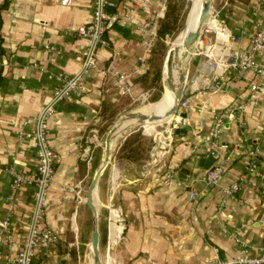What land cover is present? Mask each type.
Here are the masks:
<instances>
[{"label": "crops", "instance_id": "crops-1", "mask_svg": "<svg viewBox=\"0 0 264 264\" xmlns=\"http://www.w3.org/2000/svg\"><path fill=\"white\" fill-rule=\"evenodd\" d=\"M111 1L117 7L109 11L126 14L134 3L146 2L159 10L168 0ZM94 3L95 0H72L71 5L63 4V0H0V217L9 219L13 229L11 242L0 244V264H8L16 254L12 243L25 240L23 216L34 207L32 185L17 190L12 186L11 170L28 179L37 175L35 143L20 141L19 133L33 131L34 118L53 97L55 77L79 71L78 58L88 42L74 33L92 20ZM215 12L235 35L244 36L241 44L232 42L223 50L248 48L249 38L264 22V10L257 0H215ZM135 19L146 20L141 13ZM108 38L111 45L99 51V64L106 67L115 63L121 71L132 73L137 92L143 91L138 79L147 71L155 46L145 52L134 23L116 24ZM195 55L185 87L191 101L183 114L189 118L190 126L176 136L173 150L164 157L151 150L137 163L120 159L122 147L133 133L129 134L112 153L98 190L91 196V204L99 212L100 252L106 258L105 264H206L216 258L232 261L243 255L258 257L264 248V181L260 177L264 174V92L257 106L249 105L242 116L232 115L224 122L219 139L220 156L227 165L223 185L231 184L245 172L248 149L260 145L261 152L257 158L259 173H251L237 197L220 210V188L205 181L211 168L207 169L206 163L211 156L204 150L192 152L193 146L199 145L194 132L202 122L203 133H209L219 111L235 106L239 98L240 102L246 100L253 75L248 72L235 82L232 79L237 72L230 70L226 91H200L210 74L209 59L201 51ZM259 58L264 61V53ZM85 86L87 92L61 104L49 123L48 138L59 159L44 224L59 232L61 241L51 250L40 251L34 264H84L86 252L92 249L94 213L86 198L105 158V147L101 152L95 141L108 122L103 109L117 107L121 99L115 101L113 94H102L99 76L87 79ZM205 103L207 107L199 113ZM168 168L174 169L175 176L165 186L160 177ZM78 185L86 197L81 203L69 191ZM191 190L198 193L197 204L189 199ZM112 201L123 208L127 229L120 248L109 257L107 219ZM21 242L17 250L22 248Z\"/></svg>", "mask_w": 264, "mask_h": 264}, {"label": "built area", "instance_id": "built-area-1", "mask_svg": "<svg viewBox=\"0 0 264 264\" xmlns=\"http://www.w3.org/2000/svg\"><path fill=\"white\" fill-rule=\"evenodd\" d=\"M71 1L63 0V4L71 5ZM239 1L234 0V2ZM257 2L264 10V0H257ZM116 7L117 4L111 0H95L92 20L87 25L79 27L74 33L77 38L88 42V46L78 58L81 63L79 71L72 76L60 73L55 77L56 84L53 97L34 118L33 131L22 130L19 133L20 141L29 140L35 143L38 167L37 175L33 179L26 178L24 174L16 170L10 171L13 189L17 190L24 185H32L35 188V199L33 211L23 216L26 227L25 240L21 242L18 239L11 244L13 250H16V254L10 257L8 264H34L40 251L51 250L61 241V234L44 224L48 194L59 159L49 141L48 130L50 120L56 114L60 105L71 97H82L87 92L85 82L92 76H99L100 91L102 94H113V100L115 101L119 97L132 96L137 92L138 87L134 75L121 71L115 63L102 67L99 64V51L110 47L108 33L116 24L134 23L139 31L141 44L145 52H150L158 40V26L160 20L164 18L166 3L164 2L159 10L152 8L146 2H139L132 4L127 9L126 14L109 11V8L115 9ZM139 13L143 14L146 18L145 21L135 19ZM213 22L214 24H208L203 32V36L207 41L202 46L201 52L208 56L207 65L210 74L202 84L200 91L211 94H220L226 91L229 85L228 73L230 70L237 72L232 79L235 82L245 78L248 72L253 75L246 100L240 102L241 98H239L235 106L219 111L209 133H203L204 126L202 122L198 124L197 130L194 132V137L199 141V145L195 144L192 152L196 153L204 150L207 155L215 159L211 168L206 172L205 181L208 185L220 188L222 194L221 210L228 201L237 197L242 186L249 181L251 173H259L257 158L261 148L260 145H256V147L248 149V164L245 172L231 184L223 185L227 165L220 156L219 139L222 135L225 120L236 114L242 116L249 105L257 106L260 96L264 92V61L259 58L264 53V22L255 34L249 38V47L244 50H232L231 48L223 50L222 48L226 44L232 42L241 44L244 36L235 35L227 24L216 16ZM140 60L146 62L144 58ZM190 101L184 90L178 111L168 123L169 128L164 133L160 132L154 136V151L159 154L158 156L164 157L166 153L171 152L176 143V131L190 126L189 118L183 115L189 108ZM206 107L207 104H203L199 109V113H202ZM174 176L175 171L173 168L166 169L160 177L161 184L169 185ZM260 177L264 181V174H260ZM69 191L75 194L79 203L85 200L84 190L79 185ZM189 199L197 204L198 193L191 190ZM126 229L127 220L124 210L112 201L108 208L107 219L106 248L109 257L113 256L115 251L120 248ZM12 231V224L9 219L0 217V244L11 242ZM20 242L22 248L17 250L16 246ZM206 264H264V248L258 257L243 255L232 261L216 258Z\"/></svg>", "mask_w": 264, "mask_h": 264}, {"label": "rangeland", "instance_id": "rangeland-1", "mask_svg": "<svg viewBox=\"0 0 264 264\" xmlns=\"http://www.w3.org/2000/svg\"><path fill=\"white\" fill-rule=\"evenodd\" d=\"M168 1H170V0H168ZM168 1L166 2L165 15L167 13ZM198 3H199V0H174V4H175L176 8L174 10H172L171 13H172V18L175 20L177 19L176 26L174 27V30L171 34L166 35L161 40L158 39L156 44H155L156 45L155 48H157V55H156V60L154 62V69L161 73V77L158 81V84H156L153 88L148 87L149 89L147 87L146 88L142 87L143 91L136 92L132 96L119 97V99H121V100L119 101V103H117L118 107L116 108L117 114H116L115 118L112 121H110L108 124H105V127H104L105 130H103V133H101L97 137V140L95 141V143L97 145L99 144V150L101 152H103V150H104L107 134L112 130V128L122 118H124L128 114L139 112V110H141L147 106L158 105L167 97L166 95H164L162 97V95L164 93V88L166 87L165 83H164L165 62H166L167 56H168L173 44L175 43V41L177 39H179L181 37V35L183 33H185V31H187L188 26L190 24V18L192 16V12L194 11V8H195V6L198 5ZM215 14H216V12H215V0H214V7L212 9V14L210 17V23L213 22V20L215 18ZM165 15H164V17H165ZM207 25H206V27H207ZM203 40H205L204 36H202L200 43L196 47L192 57L190 56L188 76H187V72L185 75V78L187 76L185 87H186L187 82H188L189 77H190L191 62H192L193 58L196 56L195 54H197L199 51H201V48L204 45L203 43H201ZM175 73H176L177 81L179 82L180 79H179V76H178L176 70H175ZM171 80L172 79L170 77V81ZM170 83H171V87H174V86L176 87V85L172 81ZM171 119H172V117L169 118L164 123H155V122L150 123L149 122V123H144V125L141 124V125L137 126L136 128H134V130L132 129L133 130L132 133H136V132H137V134L143 133L146 144L149 143L152 150H154V148H155V142L153 139L154 136L160 132L164 133L169 128L168 123L170 122ZM102 127H101V129H102ZM124 137H122L120 140H118L114 143L112 142L111 145H112L113 152L118 149L120 143L124 140ZM99 183H100V181H99ZM98 186H99V184H98ZM86 256L87 257L83 260V263L84 264H93L92 250H90V251L88 250L86 252ZM101 259H102L103 264H105L106 258H103L101 256Z\"/></svg>", "mask_w": 264, "mask_h": 264}, {"label": "bare ground", "instance_id": "bare-ground-1", "mask_svg": "<svg viewBox=\"0 0 264 264\" xmlns=\"http://www.w3.org/2000/svg\"><path fill=\"white\" fill-rule=\"evenodd\" d=\"M209 5L210 0H199L198 5L195 6L194 11L192 12L190 24L188 26L187 31H185V33H183L181 37L175 41L167 56L164 70V78L170 84V88L165 87V95L167 97L158 105L147 106L139 110V112L135 113L136 115L144 116L147 119H154L156 120L155 123H163L164 119H166V116L169 114L170 110L172 109V106H174L176 100L180 97L184 89V82H186L188 76V64L190 61L191 54L182 52V45L194 33L195 29L197 28L201 7L204 6V12H207ZM209 23L210 19L207 21V24ZM213 24L214 22H211L209 25ZM175 70L179 76V82L177 81ZM186 72L187 76L185 78ZM170 77L172 79L171 81L176 85V87H171ZM169 118H167L166 121ZM144 123L149 122H142L141 120L135 118H127L124 122V126L118 132L112 135V140L110 141V143L112 144V142L114 143L120 140L132 129Z\"/></svg>", "mask_w": 264, "mask_h": 264}, {"label": "water", "instance_id": "water-1", "mask_svg": "<svg viewBox=\"0 0 264 264\" xmlns=\"http://www.w3.org/2000/svg\"><path fill=\"white\" fill-rule=\"evenodd\" d=\"M213 7H214V0H210V5H209V8H208L207 12H204V6L201 7L198 26L195 29L194 33L183 43L182 48H181L182 52L187 53V54L190 53L191 57H192L196 47L200 43V40H201V38L203 36V32H204V30L206 28L207 21L211 17ZM188 70H189V64H188ZM164 83H165V86L167 88H170V84H169L168 81L165 80V78H164ZM184 90H185V88L183 89L180 97L176 100V103L174 104V106L170 110L169 114L166 116V119L169 118V117H173L176 114V112L178 111L179 103H180V101H181V99L183 97ZM127 118L139 119L142 122L143 121L144 122L148 121L150 123L156 122V120H154V119H147L144 116H138L135 113H131V114H128L127 116H125L124 118H122L112 128V130L107 135L106 143H105V158H104V161H103V164H102L101 168L97 171V173H96V175H95V177L93 179V182H92V184H91V186H90V188L88 190V194H87V198H86L87 205L89 206V208L94 213L93 234H92V249H91L92 253H93V264H103V262H102V259H101V252H100L99 212H98V209L91 204V196H92V194H93L95 189L98 190V184H99L100 178H101V176L103 175L104 171L106 170V168L108 167V165L111 162L113 149H112V145H111L110 141L112 140V135L114 133L118 132L124 126V122H125V120ZM166 119H164V122L166 121ZM133 130L130 131L124 138H126L129 134H131L133 132ZM185 131H186V129L177 130L176 134L178 135L181 132H185ZM214 161H215V159L213 157H211L206 163V168L207 169L210 168L213 165Z\"/></svg>", "mask_w": 264, "mask_h": 264}, {"label": "trees", "instance_id": "trees-1", "mask_svg": "<svg viewBox=\"0 0 264 264\" xmlns=\"http://www.w3.org/2000/svg\"><path fill=\"white\" fill-rule=\"evenodd\" d=\"M175 8L176 6L174 4V0L168 1L167 13L164 19H162L159 24L158 39L161 40L166 35L171 34L173 32L174 27L176 26L177 19L175 20L172 18L171 12ZM156 55H157V48L154 47L151 52V56L149 58L147 71L145 72L144 75L140 76V78L138 79L139 84L143 88H146V87L153 88L156 84H158V81L161 77V73L154 69V62L156 60ZM117 107L110 105L109 107H106L105 109H103L102 113H103L104 119L108 121L106 124H108L110 121H112L115 118L117 114V111H116ZM104 127L105 125L100 130V134L103 133V130H105ZM151 150L152 148L150 147L149 143L146 144L143 133L137 134L136 132V133H133L124 143L122 147V152L120 154V159H126L128 161L137 163L145 159L147 154H149Z\"/></svg>", "mask_w": 264, "mask_h": 264}]
</instances>
